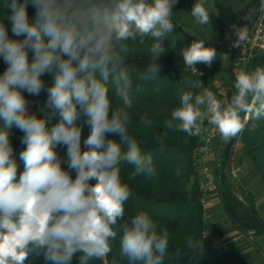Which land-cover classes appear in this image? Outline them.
Masks as SVG:
<instances>
[{
    "label": "clouds",
    "instance_id": "obj_1",
    "mask_svg": "<svg viewBox=\"0 0 264 264\" xmlns=\"http://www.w3.org/2000/svg\"><path fill=\"white\" fill-rule=\"evenodd\" d=\"M177 0H5L0 22V264H25L43 256L45 264H89L104 261L121 233L113 264H162L169 233L144 211L125 219L131 193L121 179V168L131 165L130 179L156 176L151 154H143L129 135L133 76L127 66L132 45L152 42L151 57L139 74L149 80L161 70L163 41L175 31L173 7ZM35 16L30 19L29 6ZM210 0H196L190 11L199 26L211 23ZM245 19H251L247 13ZM239 47L248 38L246 26L233 25ZM184 69L199 73V63L211 66L214 47L194 39L180 52ZM52 79L47 107L40 116L28 108L24 92L39 95L42 77ZM201 75V73H199ZM179 88V104L164 120L168 131L201 137L205 126L216 129L224 143L244 130L250 118L264 117V66L235 73L233 93L219 98L201 80L186 79ZM110 88L122 106L113 108ZM58 113L55 124L49 125ZM83 114L90 132L83 140L77 120ZM140 123L152 120L145 113ZM22 133L20 152L24 170L17 180V163L9 129ZM119 136L122 144L108 136ZM167 132L158 137L161 143ZM58 145L66 146L61 158ZM67 165L65 170L64 165ZM75 172L73 178L72 172ZM94 181V182H93ZM189 248L196 245L189 238Z\"/></svg>",
    "mask_w": 264,
    "mask_h": 264
},
{
    "label": "trees",
    "instance_id": "obj_2",
    "mask_svg": "<svg viewBox=\"0 0 264 264\" xmlns=\"http://www.w3.org/2000/svg\"><path fill=\"white\" fill-rule=\"evenodd\" d=\"M195 2L196 0H177L173 8L190 14ZM4 3L5 0H0V22L8 27L10 38L24 39L23 36H13L10 22L5 19ZM215 6L219 15L210 11L211 23L205 26L217 30L222 39L221 45L227 48L229 39L226 37L223 21L229 19L233 23L238 22L231 7L222 5L220 2H215ZM257 7L258 0H247L245 9L247 13H251V18ZM28 15L30 19L35 16V9L31 5L28 8ZM172 19L176 29L171 36L177 38L184 35L178 24V18L173 15ZM170 38L167 37L163 41L165 52L157 61L161 65L158 76L146 81L138 78L151 59L147 51L151 40H147L143 45L139 43L132 45L135 51L130 55L127 64L133 76L130 93L133 103L129 109L131 115L129 135L137 140L143 154L152 155L156 176L152 179L145 177L130 179L133 167L131 165L122 166L121 179L129 185L131 193L125 203V219H130L137 212L144 211L158 223L160 228L168 231L169 247L162 264H264V261H252L249 254L251 249H260L262 245L259 246L248 237L237 241L223 238L221 228L205 218V209L200 201L202 193L200 183L204 180L198 175V163L193 156V150L201 137H189L184 132L168 131L164 128V120L170 118L171 111L179 104L177 90L179 88L187 90L184 81L197 78L180 64ZM206 46L210 45L206 44ZM211 47L218 48V46ZM261 53L252 60L250 70L256 67V62H259V66H264V52ZM235 54L236 48H231L228 64L230 73ZM6 67L3 59L0 58V73H3ZM42 80L44 88L39 95H29L27 92H24V95L28 101L29 110L45 116L50 115L52 111L47 107V89L51 86L52 79L49 74H45ZM233 81L234 77H231L228 97L234 91ZM110 96L113 108L122 106V101L113 95L111 88ZM145 113L152 120L150 128L140 123V117ZM58 118L57 113L50 119L49 125L55 124ZM86 119V116L81 114L77 120V124L82 126V149H84L83 140L90 132ZM165 132L167 135L161 143L158 137ZM22 136L23 133L19 129L15 127L9 129V139L17 163V180L24 170V163L20 159V152L25 148V145L21 143ZM108 139H115L122 144V148H126L119 136L109 135ZM233 140L234 138L224 150L220 178L214 173L212 179L218 188L225 214L236 229H239L242 234L249 230H252V235L264 234V219L258 215L256 207L247 201V207L240 204L227 185L224 165ZM237 144H239L242 158L251 162L253 169L264 184V117L248 119L244 130L238 136ZM56 151L61 158L66 156V146L58 145ZM64 167L67 170L66 164ZM72 176L75 177L74 171ZM121 235L118 232L117 238L112 242L113 251L104 261L93 259L89 261V264H113V257H118ZM189 238L196 245L194 248L187 246ZM25 264H45V261L43 256H30ZM73 264H78V259H74ZM119 264H128V262L120 260Z\"/></svg>",
    "mask_w": 264,
    "mask_h": 264
},
{
    "label": "rangeland",
    "instance_id": "obj_3",
    "mask_svg": "<svg viewBox=\"0 0 264 264\" xmlns=\"http://www.w3.org/2000/svg\"><path fill=\"white\" fill-rule=\"evenodd\" d=\"M215 2H220L222 5L231 7L238 22L233 23L229 19L223 21L225 34L227 39H229V46L227 48H224L221 45L222 39L217 30L208 26L197 25L188 12L179 10L177 11L174 8L173 15L178 18V24L184 32V35H181L177 38L171 37L170 43L174 46L176 56L183 68L184 61L180 52L183 48L189 46L194 39L204 40L205 43L210 46H218V48H215L217 57L212 62L211 66L203 63L197 64L196 68L198 72L201 73V75H199V73L195 75L197 77L196 80H201L204 87L211 88L210 90L214 91L219 98H223L227 96L228 90L230 88L231 77H233L232 68L237 57V47H234L233 44V41L236 39L233 25L238 27L246 26L249 33L256 18L257 8L254 16L251 19H245V16H247V11L245 9L247 0H210V3L214 5V7L210 8V11L218 14ZM231 48H236V54L232 62L230 73V71H228V64ZM256 54L258 56L262 53L261 51H257ZM258 65L259 62H256L255 66ZM186 70L191 72L189 69ZM229 142L225 143L226 146L224 148L227 147ZM207 160L210 172H208L205 177V199L203 202H201L205 209V218L212 221L215 225L221 228L223 231V238L237 241L248 237L250 240L253 239L256 243H258L259 246L262 245V248L260 249H251L249 254L252 261H264V234L252 235V230H249L245 233L243 232L244 234H242L240 230L236 229V227L232 224L228 216L225 214L218 193V188H216L212 179L213 163L211 161V155ZM200 167L201 163H198V170ZM230 178L233 188L235 191H238V196L245 202L247 201L254 205L258 215L264 219V184H262L257 173L253 169L251 162L242 158L240 147L237 142L233 146V153L230 163Z\"/></svg>",
    "mask_w": 264,
    "mask_h": 264
},
{
    "label": "built area",
    "instance_id": "obj_4",
    "mask_svg": "<svg viewBox=\"0 0 264 264\" xmlns=\"http://www.w3.org/2000/svg\"><path fill=\"white\" fill-rule=\"evenodd\" d=\"M257 51L264 52V0H258L256 18L252 24L251 31L248 33V38L243 45L237 47V57L232 68L233 77H235L236 72L242 69L250 70L251 62L257 56ZM225 146L226 144L221 140L216 129L206 125L200 142L193 150L195 161L201 163L198 175L204 180V182L200 183L201 202L205 199V177L210 172L207 159L211 155L213 163L212 174L215 173L220 178Z\"/></svg>",
    "mask_w": 264,
    "mask_h": 264
},
{
    "label": "water",
    "instance_id": "obj_5",
    "mask_svg": "<svg viewBox=\"0 0 264 264\" xmlns=\"http://www.w3.org/2000/svg\"><path fill=\"white\" fill-rule=\"evenodd\" d=\"M239 136V135H238ZM238 137L234 138L233 143L231 144L228 153H227V157H226V161H225V174H226V181H227V185L229 190L232 192L233 196L236 198V200L242 204L244 207H247L248 204L246 202H244L237 194V192L235 191V189L233 188L232 182H231V178H230V163H231V158H232V153H233V146L234 144L237 142Z\"/></svg>",
    "mask_w": 264,
    "mask_h": 264
}]
</instances>
